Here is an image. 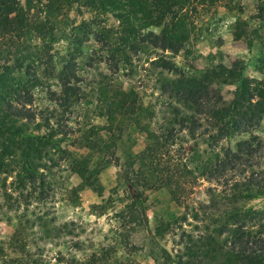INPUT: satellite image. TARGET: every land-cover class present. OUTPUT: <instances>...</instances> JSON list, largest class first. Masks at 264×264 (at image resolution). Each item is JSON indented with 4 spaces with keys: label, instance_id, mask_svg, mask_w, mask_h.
<instances>
[{
    "label": "rangeland",
    "instance_id": "1",
    "mask_svg": "<svg viewBox=\"0 0 264 264\" xmlns=\"http://www.w3.org/2000/svg\"><path fill=\"white\" fill-rule=\"evenodd\" d=\"M44 3L30 1L28 30L19 41L26 45L22 53L30 56L25 61L29 75L33 71L39 82L31 87L32 103L18 107L14 115L36 123L57 108L60 86L55 75L70 57L76 101L65 122L67 138L60 143L63 153L60 158L55 154L57 166L44 176L41 190L37 184L19 183L14 171L0 173L4 181L0 185V264H93L96 260L106 264H177V257L184 251V235L200 233L193 227L190 210L208 203L210 194L217 193L219 187L203 177L185 184V210L172 201L167 189L137 186L144 213L140 223L130 222L128 205L134 189L127 187L124 175L135 183V165L129 162L144 148L145 134L131 122H124L121 136L113 145L107 131L100 129L105 125L100 85L108 80L138 94L141 105L150 113L141 120L147 122L149 130L158 132L170 119L167 101L159 94L155 73L148 65L152 55L130 54L127 62L115 68L109 63L102 38L110 32L111 38L121 39L114 12L74 4L65 17L52 19L45 17ZM181 20L187 40L171 59L174 67L188 76H206L225 102L237 96L238 77L253 79L264 87V3L224 0L197 6ZM131 21L141 32L157 33L161 27L144 26L140 19ZM237 21L250 46L233 38ZM73 35L82 41L78 47L68 39ZM118 40L113 45L120 44ZM12 54L6 55L13 58L8 63L5 56H0V72L1 66L13 65ZM15 76L21 82L28 81L23 72H15ZM90 135L96 145L93 150L81 139ZM179 136L181 140L175 139L169 155L173 160L179 156L175 160L197 171L210 157L206 145L194 146L183 132ZM252 136L264 140V116L256 129L224 139L218 149L233 150L237 142ZM32 150L36 159L43 161L44 146L36 144ZM73 158L82 161L84 172L72 169ZM88 181L92 187L86 186ZM244 207L262 211L264 221V197H253ZM182 214L183 222L178 221ZM205 222L210 224L209 220Z\"/></svg>",
    "mask_w": 264,
    "mask_h": 264
},
{
    "label": "trees",
    "instance_id": "2",
    "mask_svg": "<svg viewBox=\"0 0 264 264\" xmlns=\"http://www.w3.org/2000/svg\"><path fill=\"white\" fill-rule=\"evenodd\" d=\"M30 1L0 0V56L13 53L15 58L12 66L5 64L0 72V173L9 175L14 171L19 183L37 184L41 190L45 184L44 176L57 166L55 154L58 153L60 158L63 153L60 143L67 138L65 122L76 101V87L73 57L69 56L70 59L55 75L60 86V94L55 100L57 108L48 112V117H39L40 121L36 123L14 115L18 107L32 103L31 87L39 82L33 71L29 75L25 61L30 56L22 53L26 45L19 42L28 30L27 19H31L28 15ZM222 1L44 0L43 4L45 17L52 19L65 17L66 11L74 4L114 12L121 39L111 38L110 32L103 34L102 38L109 63L115 68L127 62L130 54L152 55L148 65L155 73L159 94L167 101L170 119L158 132L149 130L147 122L142 123L141 120L150 117V113L146 106L141 105L138 94L108 80L100 85L105 117V125L100 129L107 131L113 145L121 136L124 122H131L145 134L144 148L129 162V165H135L132 171L135 183L127 174L124 175L127 187L134 189L128 205L130 222L140 223L144 213L137 186L146 190L165 188L176 205H183L184 185L195 182L197 177L219 187L217 193L210 194L208 203L190 210L189 215L195 222L193 227L200 233L193 237L184 235V251L177 257V264H264L262 211L244 207L251 198L264 197V140H254L252 136L237 142L233 150L218 149L224 139L258 127L264 116V87L253 79L238 77L237 96L225 102L210 86L206 76H188L171 62L187 40L186 34L182 33L181 20L186 13L194 11L197 6L205 7ZM257 1L264 3V0ZM131 19H140L144 26L161 27L157 33L141 32ZM234 26L237 31L241 30L240 21ZM237 31L233 38L242 39L250 46L245 32ZM68 39L76 47L82 43L78 35ZM117 40L121 46L113 45ZM11 59L4 58L7 63ZM15 72L25 73L28 81L21 82ZM254 98L256 100L252 101ZM115 131L117 135H114ZM182 132L194 142V146L205 144L210 153L197 171L187 168L184 161L175 160L179 156L173 160L169 155L171 146L175 139L181 138L179 134ZM81 139L89 149L96 146L92 135ZM36 144L44 146L43 161L37 160L32 150ZM96 150V153L100 152ZM71 162L74 171L86 170L81 160L73 158ZM3 182L0 179L1 186ZM85 184L93 186L89 181ZM183 207L187 209V205ZM183 218L184 214L178 221L183 222ZM183 256L186 258L182 259ZM93 264L106 263L96 260Z\"/></svg>",
    "mask_w": 264,
    "mask_h": 264
}]
</instances>
